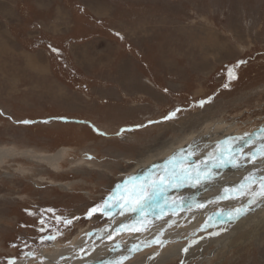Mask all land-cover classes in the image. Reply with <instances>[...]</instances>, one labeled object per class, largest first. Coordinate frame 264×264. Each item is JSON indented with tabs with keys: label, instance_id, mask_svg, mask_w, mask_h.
<instances>
[{
	"label": "rangeland",
	"instance_id": "obj_1",
	"mask_svg": "<svg viewBox=\"0 0 264 264\" xmlns=\"http://www.w3.org/2000/svg\"><path fill=\"white\" fill-rule=\"evenodd\" d=\"M0 150V264H264V0H0Z\"/></svg>",
	"mask_w": 264,
	"mask_h": 264
},
{
	"label": "bare ground",
	"instance_id": "obj_2",
	"mask_svg": "<svg viewBox=\"0 0 264 264\" xmlns=\"http://www.w3.org/2000/svg\"><path fill=\"white\" fill-rule=\"evenodd\" d=\"M199 121V120H198ZM254 137V136H253ZM1 153H3V151L2 150H0V154ZM2 156V155H1ZM61 157V153L60 152H58V153H55V154H53V155H45V156H41V158H43V159H47V160H56V159H58V158H60ZM141 161V160H140ZM139 161V162H140ZM145 161V160H144ZM142 162V161H141ZM145 162H147V161H145ZM260 164V163H259ZM259 164H258V166H259ZM263 164V163H262ZM142 165V164H141ZM261 167H262V165H260ZM254 167V166H253ZM129 181V180H128ZM136 183V182H135ZM213 183V182H212ZM219 183V182H218ZM222 183V181L220 182V184ZM130 184V183H129ZM193 192V191H192ZM191 193V192H190ZM192 194V193H191ZM201 194H203V193H199V192H196L192 197H189L190 198V200H195V198H198ZM225 194V193H224ZM258 194V193H257ZM206 195V194H205ZM218 196L219 195H217V197H216V199L218 198ZM223 196V195H222ZM204 200V199H203ZM207 201V200H206ZM209 201V200H208ZM217 201V200H216ZM220 201V200H219ZM209 203V202H208ZM254 204V203H253ZM208 205V204H207ZM206 205V206H207ZM262 205V204H261ZM255 205H253V207H254ZM251 208V207H250ZM206 209V208H205ZM247 209V208H246ZM260 211H261V208H260ZM204 213H205V211H204ZM115 213H113V215H114ZM117 223V222H116ZM116 223L115 222H113L112 224H111V226H109V227H112L113 226V228H115V227H119V226H117L116 225ZM148 223V222H147ZM259 223V222H258ZM174 224V223H173ZM248 225V224H247ZM259 225V224H258ZM169 229L171 230V233L172 234H175L174 232H176L177 233V231H175V229H177L178 227H172L170 224H169ZM255 228V227H254ZM106 229V228H105ZM168 229V230H169ZM162 230H164V231H162ZM161 230V232L160 231H154L153 233L155 234L153 237H154V240H156V236H158V235H160V234H162V235H167L168 234V232H165L166 230L165 229H162ZM169 230V231H170ZM99 233V232H98ZM104 233V232H103ZM97 234V233H96ZM170 234V233H169ZM97 235H100V234H97ZM148 236V235H147ZM151 237V236H150ZM169 237V236H168ZM146 238V237H145ZM160 239V238H159ZM152 240V239H151ZM84 240L82 239V240H80V242H79V244H81V242H83ZM153 241V240H152ZM155 242V241H154ZM110 243V242H109ZM156 243V242H155ZM229 243V242H228ZM87 244H88V242H87ZM176 246V245H175ZM226 246V245H225ZM177 249H178V247H177ZM132 250V249H131ZM176 250V249H175ZM113 251V250H112ZM128 251L127 250H124V251H114V252H112V254H113V256H114V258H115V261L114 262H112L113 264L115 263V262H117L118 261V259L119 258H123L125 255H128ZM131 254V253H130ZM129 254V255H130ZM186 255V254H185ZM111 258V257H110ZM161 258V257H160ZM55 258H54V256L53 255H49V257H48V260H47V262H48V264H49V262L50 261H53ZM104 258H101V259H98V260H103ZM106 259V258H105ZM26 260H28V258H26V259H19V260H16L14 263H12V264H24V262L26 261ZM92 260H95V258H93ZM121 261V260H120ZM119 262V261H118ZM62 263V262H61ZM64 263V262H63ZM53 264V263H52ZM110 264V263H109Z\"/></svg>",
	"mask_w": 264,
	"mask_h": 264
},
{
	"label": "water",
	"instance_id": "obj_3",
	"mask_svg": "<svg viewBox=\"0 0 264 264\" xmlns=\"http://www.w3.org/2000/svg\"><path fill=\"white\" fill-rule=\"evenodd\" d=\"M125 182H126V179L123 180V181H121V182L118 184V186L114 189V191H113V193H112L111 195H113V194H115V193L121 191ZM124 187H125V186H124ZM129 195H130V194H129ZM129 195H127V197H128ZM33 255H34V254H28V255L25 256L24 259H26V257L29 258V257H31V256H33Z\"/></svg>",
	"mask_w": 264,
	"mask_h": 264
},
{
	"label": "snow or ice",
	"instance_id": "obj_4",
	"mask_svg": "<svg viewBox=\"0 0 264 264\" xmlns=\"http://www.w3.org/2000/svg\"><path fill=\"white\" fill-rule=\"evenodd\" d=\"M225 86H226V85H225ZM23 123L27 124V123H30V122H29V121H23ZM262 179H264V178H262ZM94 211H96V209H92V210H90L89 215H91L92 212H94ZM68 223H70V221H68ZM48 239H52V237H48ZM10 264H12V262H10Z\"/></svg>",
	"mask_w": 264,
	"mask_h": 264
},
{
	"label": "trees",
	"instance_id": "obj_5",
	"mask_svg": "<svg viewBox=\"0 0 264 264\" xmlns=\"http://www.w3.org/2000/svg\"><path fill=\"white\" fill-rule=\"evenodd\" d=\"M80 8H81V6H80ZM87 13H88V12H87ZM88 15L91 16V14H89V13H88ZM18 28H19V27H18ZM18 28H17V30H18ZM19 29H20V28H19ZM15 34L17 35V31H15ZM56 40L60 41L58 38H55V39H54V42H55ZM53 57H54V58H57L55 55H53ZM60 57L62 58V56H60ZM46 226H47V225H46ZM49 226H51V225L48 224V227H49Z\"/></svg>",
	"mask_w": 264,
	"mask_h": 264
}]
</instances>
